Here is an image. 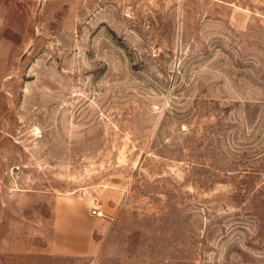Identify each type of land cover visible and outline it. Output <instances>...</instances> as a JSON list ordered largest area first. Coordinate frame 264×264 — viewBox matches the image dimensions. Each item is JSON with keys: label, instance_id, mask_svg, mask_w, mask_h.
Wrapping results in <instances>:
<instances>
[{"label": "rangeland", "instance_id": "1", "mask_svg": "<svg viewBox=\"0 0 264 264\" xmlns=\"http://www.w3.org/2000/svg\"><path fill=\"white\" fill-rule=\"evenodd\" d=\"M0 264H264V0H0Z\"/></svg>", "mask_w": 264, "mask_h": 264}, {"label": "crops", "instance_id": "2", "mask_svg": "<svg viewBox=\"0 0 264 264\" xmlns=\"http://www.w3.org/2000/svg\"><path fill=\"white\" fill-rule=\"evenodd\" d=\"M87 241L85 242H81V241H73V243H71V249L73 251H79L78 254L80 255H89L90 254V249L87 247Z\"/></svg>", "mask_w": 264, "mask_h": 264}, {"label": "built area", "instance_id": "3", "mask_svg": "<svg viewBox=\"0 0 264 264\" xmlns=\"http://www.w3.org/2000/svg\"><path fill=\"white\" fill-rule=\"evenodd\" d=\"M93 214H95V212L93 211Z\"/></svg>", "mask_w": 264, "mask_h": 264}]
</instances>
